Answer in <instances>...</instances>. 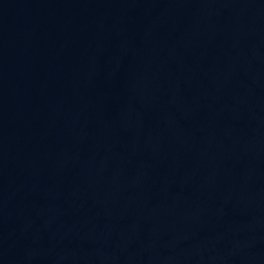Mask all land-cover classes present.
Segmentation results:
<instances>
[{"label":"water","instance_id":"95a60500","mask_svg":"<svg viewBox=\"0 0 264 264\" xmlns=\"http://www.w3.org/2000/svg\"><path fill=\"white\" fill-rule=\"evenodd\" d=\"M0 264H264V0H0Z\"/></svg>","mask_w":264,"mask_h":264}]
</instances>
